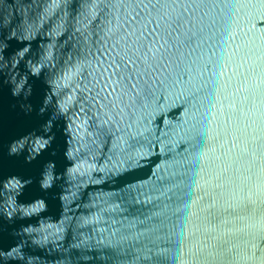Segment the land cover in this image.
Here are the masks:
<instances>
[{
    "label": "water",
    "instance_id": "95a60500",
    "mask_svg": "<svg viewBox=\"0 0 264 264\" xmlns=\"http://www.w3.org/2000/svg\"><path fill=\"white\" fill-rule=\"evenodd\" d=\"M0 264H264V0H0Z\"/></svg>",
    "mask_w": 264,
    "mask_h": 264
}]
</instances>
